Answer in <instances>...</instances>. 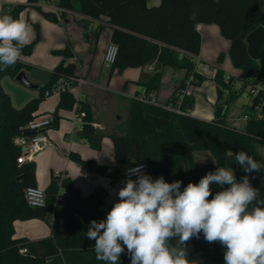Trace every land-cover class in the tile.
Returning <instances> with one entry per match:
<instances>
[{
	"label": "trees",
	"instance_id": "obj_1",
	"mask_svg": "<svg viewBox=\"0 0 264 264\" xmlns=\"http://www.w3.org/2000/svg\"><path fill=\"white\" fill-rule=\"evenodd\" d=\"M38 1L28 0L29 3ZM56 1L62 15L74 10L96 19L98 33L108 27L112 30L111 42L118 45V55L110 74L153 62L159 65V69L142 83L146 95H154L161 89L164 67L184 69L185 75L164 105L132 97L124 126L112 132L95 127L93 124L97 121L92 107L78 100L72 89L64 90L54 111V127L59 125L60 109L70 110L77 105L79 113L85 112L78 131L80 138L87 140L93 148L101 149L104 137L109 136L113 140L114 156L118 162H129L130 165L144 162L148 166L147 175L153 179L163 176L169 183L180 180L181 190L189 182L197 183L208 172H214L217 166L231 167L238 181L245 175L264 176V171L244 172L235 163L234 155L243 150L264 164V158L259 153V139L264 137V119L257 118L249 106L245 111L249 119L239 128L229 121L228 114L231 103L240 97L248 79L256 77L264 81L261 66L250 56L246 43L250 32L264 26L260 0H161L157 6H148L147 0ZM23 6L1 8L0 12L19 18ZM51 18L57 19L54 14ZM201 24L218 25L222 35L230 40L228 55L232 64L240 70L238 78L243 85L241 89L236 88V78L228 76L220 67L225 58V54L221 53L213 78L217 102L211 120L191 114V94L186 93L180 100L187 81L191 86H201L205 80V76L197 71L196 59L202 45L198 29ZM33 45L27 43L22 51L30 53ZM55 53L62 55L64 60L51 72L49 81L35 86L39 96L21 108L12 104L1 81L5 76L15 79L22 70V62L18 60L14 66L0 70V264H104L96 259L95 241L87 239L86 232L92 220L105 219L113 206H104V200L109 195L105 187L98 186L91 194L83 196L69 177L53 174L44 189L43 207L29 205L25 197L28 187L37 186L36 164L34 161L17 162L21 149L13 139L31 133L26 126L39 115L40 101L54 91L60 79L78 76L77 65L65 63V59L73 56L71 44ZM167 106L179 108L182 112ZM201 151L210 152L214 163L199 164L195 153ZM69 158L98 175L120 181L125 179L124 173L119 170H112L96 159L83 158L76 151H72ZM211 188L213 195L221 191L219 185L213 184ZM62 190L66 191L65 195H61ZM60 197L64 202L57 205ZM50 212L54 215L50 236L34 240L14 237L16 220H46ZM187 247L189 259L199 264H224V248L218 242H206L203 234L199 239L192 238ZM120 264H131L127 249L120 257Z\"/></svg>",
	"mask_w": 264,
	"mask_h": 264
},
{
	"label": "clouds",
	"instance_id": "obj_2",
	"mask_svg": "<svg viewBox=\"0 0 264 264\" xmlns=\"http://www.w3.org/2000/svg\"><path fill=\"white\" fill-rule=\"evenodd\" d=\"M30 31L23 18L0 12V70L20 59ZM234 155L244 172L264 171L246 151ZM144 167L127 170L137 178L126 179L106 218L88 226L98 261L120 264L127 249L131 264H199L189 259L187 245L203 234L224 248V264H264V202L247 175L238 181L231 167L217 166L181 190L182 181L153 179ZM213 184L223 190L213 195Z\"/></svg>",
	"mask_w": 264,
	"mask_h": 264
},
{
	"label": "crops",
	"instance_id": "obj_3",
	"mask_svg": "<svg viewBox=\"0 0 264 264\" xmlns=\"http://www.w3.org/2000/svg\"><path fill=\"white\" fill-rule=\"evenodd\" d=\"M1 1L2 0H0V3H2ZM18 1H19V4L29 5V6L37 5L40 2L38 1L36 3H29L28 0H18ZM46 1H50V2L42 3L41 5L49 7L51 9V12L54 15H56L57 18L62 17L61 22L63 25H65V28H66L65 33L67 34V43L71 44V41H70L71 35H73V39L75 41L74 45L78 41L81 42L80 48L78 50L76 49V46L73 45L72 47V44H71V50L73 52V56L71 58H68L67 60L65 59L66 64L67 63L76 64L78 76L83 77L87 80V83L83 84L82 86L74 87V89H72L73 93L78 99H80V101L86 102L92 107V110L94 112V118L96 119L98 125H100L99 126L100 128L98 129H102L104 126L106 132L114 131V129L117 128V124H114V125L111 124L113 120L111 118L112 114L110 113V111L112 110V106L110 104H112L115 107V109L113 110L117 111L119 109L117 107V102H123L122 100L118 99V96L126 94L130 96V100H131V98L134 95L142 93L144 91V87L142 83L145 80H147L148 77L152 75L156 70L159 69V65L153 62L144 67H138V68L130 67V68H126L122 72L115 71L113 74H110V68L106 66L104 62V56H103L100 61L101 66L97 70L94 67L92 56L89 55V52L91 51V49H87L86 45L83 46L82 43L84 42V40H87L96 30L98 21L89 16L82 15L74 10L66 11L65 15H62V13L57 14L53 11L51 7V5H56V3L53 2L52 0H46ZM6 3L10 5L8 9H11L12 7L16 5H19V4L11 5L10 0H7ZM160 3H161V0H147L148 6H157ZM260 5L262 9L264 10V0H260ZM0 6L2 5L0 4ZM107 29L109 30L108 31L109 42L107 43L106 48L111 43V32H112V30L109 27ZM198 29L202 36V45H201L200 53L196 57V59L198 60L197 71L205 76L206 70H207L205 64H207L208 60L212 59L211 57L213 56L218 57L219 54L224 53L225 60H231L230 56L228 55V52L230 49V40L225 38L222 35L219 26L216 24H201L198 27ZM246 43H247L248 52L250 56L256 61H258L264 73V26L262 25L258 26L256 29L250 32L246 37ZM68 44L66 46H68ZM208 44L211 47H208ZM223 65H224V68L227 69V70L225 69L224 70L228 76L232 75L237 78L240 76V70L238 68L236 69L231 68L230 66H227V63L225 62ZM163 71H164V75L162 78L161 89L157 93L154 94L155 98L157 100H160L159 101L160 105L165 104V101L172 94L174 89L180 86L183 80V77L185 75L184 69H175L169 66L164 67ZM215 73L216 71H213L212 78H214ZM124 76L126 78H125V81L123 82ZM102 77H104V82L102 80ZM114 81H117V82L110 85V83ZM136 85H139L140 88L138 89ZM215 86H216V83H215ZM131 87L132 88L134 87L133 90H131ZM32 88H35V87H32ZM190 88L191 86L189 87V89ZM130 91H133V92H130ZM53 95L60 97V95L58 94H53ZM126 95H123V96H126ZM192 95L194 94H191V96ZM216 102H217V90H216V96H214V102H213L214 106ZM251 102L252 101L250 100L240 102V97H239L236 101L231 103L228 114L229 115L234 114V116H236V117L229 116V121L233 125L239 128L244 126L246 122V120L243 118V115L245 114L244 111L247 108V106L249 107L251 105ZM129 104H130V101L126 105L127 108L119 109L121 110V114H117L116 118H118L119 116H122V111L124 112V117L126 116L125 118H127ZM189 107L191 108L190 111L193 116H196V117H199L205 120H211L214 117L213 114L215 113V111L213 110L214 112H212L211 109H209V107L207 109V106L204 108V110L199 109L198 105H195L193 108V106L189 104ZM107 111H109V113H106ZM231 119H236L239 121L232 122ZM52 128L53 127H51L47 131V133L49 132V136H50L48 138L50 139L52 144L48 146L42 152L48 151V153L46 154V157L47 158L50 157L52 158V160H56L57 162L55 165L60 166L59 161L61 162V160L57 159L58 154L62 153L67 159H70L69 158L70 153L76 150H75L74 144H71L70 146L66 147V149L64 150H61L60 147L59 149H57L58 143L53 142V138L51 137L55 135L57 136V133H54L53 131L50 132ZM76 129H77V126H76ZM259 141H260L259 142V153L264 158V139H259ZM76 152L80 153L79 151H76ZM80 155L83 157L81 153ZM46 157L45 156L42 157V160L44 162H47ZM35 160L36 158H34L33 161L35 162ZM96 160L100 163L106 164L98 159ZM214 161H212V163H214ZM200 163L205 164L209 162H200ZM130 164L131 163L129 162L121 163L118 161H114V164H106V165H108L110 169L112 170H119L118 172L124 173V176H125V171L130 166ZM41 168L42 166H39L38 169H36L38 187L45 189L47 185L50 183L53 174L61 175L62 177H69L72 180L73 184L80 190L83 196H87L91 194L96 187L103 186L109 192L108 197L104 200V206H109L111 204H114L118 200L117 193L119 189L124 186V181H120L117 179L114 180L110 178L109 176L98 175L96 173L88 171L89 173L87 175V178L88 180L91 181V184L89 187L85 186V188L83 189L81 186L75 183L76 179H78L75 177H78V176L72 174V172H68L70 168H68V170L62 171V170H53L54 167H52L49 177L46 173V170H42ZM258 176L259 174H252L248 176L252 186L256 188H258L259 184L264 183L262 179H260ZM87 178L81 179L79 181L80 182H84L85 180L87 181ZM260 198L261 196L259 194L258 201L263 202L262 199L259 200ZM63 202L64 200L62 197L57 199V205H61L63 204ZM53 221H54V215L51 212L47 214L46 220H41V219L16 220L14 222V227H15L14 237L15 238L27 237L32 240L48 237L51 235L50 223Z\"/></svg>",
	"mask_w": 264,
	"mask_h": 264
},
{
	"label": "rangeland",
	"instance_id": "obj_4",
	"mask_svg": "<svg viewBox=\"0 0 264 264\" xmlns=\"http://www.w3.org/2000/svg\"><path fill=\"white\" fill-rule=\"evenodd\" d=\"M10 1H11V5L19 4L18 0L15 1L10 0ZM52 1L57 3L56 0L55 1L52 0ZM1 2L2 3L0 4L2 6H0V8L10 7V5L6 3L7 0H2ZM47 2L50 1L40 0V2L34 6L24 5L19 14V18H23L31 26L28 43H34L32 51L30 53H25L22 51V55L19 59V61L22 62L21 71H23L26 74L27 78L31 83L36 85L44 84L47 81H49L53 68L57 67L64 60V57L58 53H55V51L65 48L66 45L68 44L67 34L65 33L66 28L65 25H63L61 22L62 17H58L55 20L52 19L51 14L53 13L51 12V9L47 6L41 5L42 3H47ZM108 31L109 30L107 28L100 33H98L95 30L93 34L87 40H84V42L82 43L83 46L86 45L87 49H91L89 55L92 56L94 67L97 70L98 68H100L101 66L100 61L103 56L105 57V53L107 50L106 45L109 42ZM70 38L73 47L75 43L73 39V35H71ZM80 43L81 42L78 41L74 45L76 46L77 50L80 48L81 45ZM208 47L211 46L208 44ZM211 58L212 59L208 60L207 64H205L207 70H206L204 82L202 83L201 86L192 85L191 88L189 89V94L195 95V97L194 95H192L193 108L195 105H198L199 109L204 110V108L207 106V109L209 107V109H211V111L214 112L215 106L213 105L214 104L213 102H214V96H216V88H215L216 86H215V81L212 78L213 77L212 73L213 71H216L218 57L213 56ZM224 62L227 63V66L236 69V67L232 64L231 60H225V58L223 62L220 64L221 68L227 70L226 68H224L223 65ZM125 78L126 77L124 76L123 82L125 81ZM235 78L238 85L242 84L239 78L237 77ZM102 80L104 82V77H102ZM1 82L3 89L10 96L12 104L16 108L23 107L30 100L39 96V90L37 88L28 87L23 83H21L20 81H18L17 79L12 78L11 76L3 77ZM115 82L117 81L110 83V85H112ZM238 85L236 88H238ZM136 87L138 89L140 88L139 85H136ZM133 88L131 87V90H133ZM123 95L118 96V99L123 101V102H117V107L119 109L127 108L126 105L130 101V96L128 95L123 96ZM59 100H60L59 96L53 95L52 97V94L50 96H47L46 98L40 101V105L37 113L48 114L53 116ZM248 100L252 101L248 90H245L240 95V102L248 101ZM159 101L160 100H157V102ZM110 105L112 106V110L110 111V113L112 114L111 118L113 120L111 124L112 125L117 124V128L115 129H120L124 126L127 118H125L126 116L124 117L123 111H122V116L116 118L117 114H121V110L118 109L117 111H114L113 109H115V107L112 104ZM76 108L77 106L74 109H70V110L62 108L58 111V114L61 116L59 126L57 127L52 126L53 128L50 131L57 133V136L56 135L51 136L53 138V142L58 143L57 149H59L60 147L61 150H64L66 149V147L70 146L71 144H74L75 150L79 151L83 155V157L94 158V159L96 158L106 164H114V161L117 160L114 156V145L112 138L106 136L103 139L101 149H95L87 142V140L81 139L79 137L78 131L81 129L82 126L81 123L82 119L79 117V111L76 112ZM106 113H109V111H107ZM229 116L236 117L234 116V114L233 115L230 114ZM231 121L237 122L239 120L231 119ZM103 128L105 130L104 126ZM47 135L48 137H50L49 132L47 133ZM47 153L48 151L42 152L35 157L36 169H38L39 166H42L41 169L46 170V173L49 177L52 167H54L53 170H62V171L68 170V168H70L68 172H72V174L78 176L75 177L78 178L75 181L77 185L81 186L83 189L85 188V186L87 187L90 186L91 181L88 180L87 178V175L89 173L88 169H86L81 164L75 162L74 160L67 159L62 153H59L57 157V159L61 160V162L59 161L60 166H56L55 164L57 161L52 160V158L50 157L47 158L46 157ZM44 156L46 157L47 162H44L42 160V157ZM195 157L199 164H202L200 162L214 161L213 160L214 158L211 155V153L207 151L196 152ZM258 177L262 179V181L264 182L263 175H259ZM86 178L87 181L86 180L84 182L79 181L81 179H86ZM125 180L126 179H124V181ZM258 188L260 189L259 194L261 196L259 200L262 199L264 202V183L259 184Z\"/></svg>",
	"mask_w": 264,
	"mask_h": 264
},
{
	"label": "built area",
	"instance_id": "obj_5",
	"mask_svg": "<svg viewBox=\"0 0 264 264\" xmlns=\"http://www.w3.org/2000/svg\"><path fill=\"white\" fill-rule=\"evenodd\" d=\"M53 11L57 14L62 13V9H60L57 5H51ZM118 55V45L114 42H111L106 50L104 62L108 68H111L112 65L115 63ZM195 58V57H194ZM87 83V80L83 77L79 76H70L64 79H60L56 87L54 88V91L51 93L58 94L64 90L74 89L76 86H82L83 84ZM186 89L181 91L180 100L183 99L184 95L186 93L189 94V87L190 82H186ZM245 90H248L250 98L252 99L251 107L253 108L254 113H256V117L260 119H264V81L260 80L256 77L248 79L246 81V85L244 86ZM238 88H243V85H238ZM51 94L47 93V96H50ZM136 99L150 102L152 104L160 105L159 102H157L154 95H146L145 91L140 93L139 95H134ZM80 100V99H78ZM170 109H173L176 112H182L179 108H171L170 106H167ZM79 116L83 118L85 116V112L79 113ZM243 118L245 120L249 119V114H244ZM53 120L54 116L48 115V114H39L34 119H32L26 128L31 131L28 135H19L14 137L13 142L16 146L20 147L21 152L20 155L17 158V162L19 164H23L25 162L33 161L36 155L44 151L48 146L52 144L50 139L47 136V131L53 126ZM95 127L99 128L100 125L98 123L93 124ZM260 139H264V137H261ZM144 165L145 167L142 169V171L147 174L148 172V166L146 163H139L130 165L126 171H125V179L132 178L136 179V176L129 177L126 173L128 169L135 168L139 165ZM58 177H61V175H57ZM66 191L62 190L61 195H65ZM25 197L27 199V202L29 205L33 207H43L45 205V190L43 188H40L38 186H30L26 189Z\"/></svg>",
	"mask_w": 264,
	"mask_h": 264
},
{
	"label": "water",
	"instance_id": "obj_6",
	"mask_svg": "<svg viewBox=\"0 0 264 264\" xmlns=\"http://www.w3.org/2000/svg\"><path fill=\"white\" fill-rule=\"evenodd\" d=\"M16 79L28 87H35L36 85L31 83L27 78L26 74L21 71L17 74Z\"/></svg>",
	"mask_w": 264,
	"mask_h": 264
}]
</instances>
